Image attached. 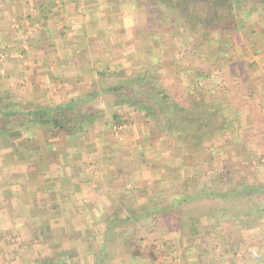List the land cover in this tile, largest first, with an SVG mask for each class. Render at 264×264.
I'll use <instances>...</instances> for the list:
<instances>
[{"label":"crops","instance_id":"0c3cea01","mask_svg":"<svg viewBox=\"0 0 264 264\" xmlns=\"http://www.w3.org/2000/svg\"><path fill=\"white\" fill-rule=\"evenodd\" d=\"M118 1L123 2L0 0V97L31 105L29 110L97 102L98 93L89 91L104 80L101 73L105 76L108 66L113 69L127 62L134 51V31L120 14ZM253 1L261 13L264 0ZM253 29L246 30L240 49L242 55L251 56L246 67L249 79L238 84L237 149L260 156L264 154V29ZM251 39L253 48L247 46ZM117 84H107L102 94ZM9 90L12 95L5 93ZM88 110L80 112L86 122L75 135L55 136L48 124L23 126L13 137L0 134V263L95 264L112 246L113 239L106 238L109 219L128 211L123 201L134 202L127 194L142 190L141 199L151 202L137 206H151V211L164 201L166 161L157 150L160 141L151 134L167 133L156 127L150 132L142 121L132 123V130L144 134L140 144L117 147L104 139L111 119L107 110L97 106ZM147 139L152 144L145 145ZM242 153L239 160L244 159ZM263 212L261 205L259 217ZM243 221L241 216L236 223ZM257 225L261 226L255 225L256 232ZM251 252L253 259L247 253L239 263L258 264L255 251Z\"/></svg>","mask_w":264,"mask_h":264},{"label":"rangeland","instance_id":"374dc122","mask_svg":"<svg viewBox=\"0 0 264 264\" xmlns=\"http://www.w3.org/2000/svg\"><path fill=\"white\" fill-rule=\"evenodd\" d=\"M205 1L215 2L217 0ZM229 1L228 6L215 8L209 4L205 5L199 0H169L170 4L163 6L161 10L158 6L146 8L145 6L150 5L149 0L118 1L120 14L125 15L127 24L132 26L134 31V47L132 48L134 51L128 55L129 62L121 61L113 69H109L108 66L105 76H100L104 80L101 79L102 82L97 83V87L89 91V93H98V96H95V98L98 97L97 102H94L93 105H81L78 108L80 112L84 113L94 106L107 110V115L111 119L108 124V135L104 139L117 147L125 146L127 143L140 144L138 142L144 134L140 133L141 131L136 133L132 130V123H141L142 121L144 125L150 126V132L153 131L152 127H156L157 131L160 129L167 133V135L151 134V136L160 141L157 150L166 161L163 168L165 175L163 180L168 183L164 185V201L152 211L149 210L151 206L149 208L137 206L139 203L150 204L151 202L149 200L144 202L141 199L144 193L142 190L139 189L140 192L132 190L127 194L130 199H134V202L123 201L121 204L128 208V211L123 212L122 215L117 214V218L130 216L131 220L130 223L127 222V228L119 229L114 233L112 246L110 245L106 250L107 264H118L119 262H124V264L229 263L225 262L218 254V251L222 250L223 241L216 238L211 226H208L210 223L206 222L210 218L209 214L214 215L216 213L213 211L219 209H223L220 214L228 218L225 216L222 219L219 218L220 216L214 217L218 221L216 231H220L229 244H232L230 241L233 237L243 235V238L247 239L246 254L249 253L247 258L253 259L252 250L255 251L256 260L260 258V255H257L258 247L264 246V217H259L258 214L260 206L264 205L261 194L255 195V198L253 197L255 200L251 202L244 198H235L234 201L226 202L219 198L208 197L212 193L243 191L245 186L264 185L263 181H259L264 179V154L259 156L249 151L244 154L239 151L240 149H237L240 148L237 147L240 131L237 125L239 119L238 121L236 119V114L241 106V90L238 84L240 80L249 79L250 72V68L246 67L250 63L251 55H247L244 49L242 53L245 54L242 55L240 51L243 47V37H245L247 29L255 28L257 31L258 28L264 29V20L260 18V15L264 17V10L262 9L261 13L257 12L259 10L258 3L255 6L256 3L253 0H240L239 3L236 0ZM181 3L187 4L182 6L185 15L180 14ZM156 13H158L156 17L147 18L148 15ZM257 16L259 21L256 19ZM177 26H179V30ZM148 27H151L152 30H148ZM193 31L199 32L197 36H201L200 40H196L195 36L198 49L193 46L194 40L191 37ZM254 41V39L247 41V46L253 48ZM216 43H218V47H227L228 62L221 65L220 69L217 63H214L215 77L206 81L205 84L201 83L202 86L196 89L193 86L195 76L184 71L191 68H203L201 59L199 60L194 52L205 51L209 53V56L212 55L211 58H214L216 51L212 48ZM217 57L218 55L214 62ZM236 57L239 59L235 62ZM204 59L208 63L212 60L209 57ZM209 66L210 64L204 68L207 69ZM233 73L236 74V77H232ZM145 77L148 79L156 77L158 81L165 83L175 100L182 104L186 102L187 106L212 102L224 105L226 111L223 112L220 123L211 130L210 138L204 144L195 145L190 149L192 151L181 148L185 142L164 130L157 123L158 118L153 116L152 111L142 109L140 95H133V100L132 97L127 96L102 94L109 83L118 82L120 84L139 78H142L140 80L144 91H146ZM187 86H191L193 89L187 92L185 90ZM5 93L12 95L10 90ZM129 93L131 92H128L127 95ZM10 98L9 96L0 97L1 100H8L18 109L29 110L31 108V105L26 103L16 104L17 102L10 101ZM3 105H5V101ZM228 106L232 109L228 110ZM79 110L71 113V118L79 117ZM114 114L121 115L122 120L113 119L112 115ZM143 143L145 145L152 144L148 139ZM240 153L244 157L241 159L242 161L239 160L241 157L238 154ZM220 178H224L223 182H220ZM189 196L193 198H190L188 202H183ZM174 199H180L183 203L175 206ZM151 212L152 214H150ZM255 213H257L256 219L253 217ZM241 216L246 220L244 225L236 223L237 218ZM167 219L171 220V230L166 225ZM191 222L201 223L202 226L196 228L195 232L193 229L188 230ZM257 223H260L261 226L257 225L259 230L256 232L255 225ZM122 239L130 240V242L124 245ZM123 256L126 260L118 261ZM247 263L245 262V264ZM235 264H240L239 258ZM253 264L256 263L253 262Z\"/></svg>","mask_w":264,"mask_h":264},{"label":"trees","instance_id":"16d2710c","mask_svg":"<svg viewBox=\"0 0 264 264\" xmlns=\"http://www.w3.org/2000/svg\"><path fill=\"white\" fill-rule=\"evenodd\" d=\"M148 1V0H147ZM150 5L145 6L146 8L149 7H156L162 9L163 6L169 5V0H149ZM199 2L204 3L205 5L209 4L210 6H213L215 8L222 6L226 7L228 4H230V1L226 0H217L215 2H209L205 0H199ZM237 3L240 2V0H236ZM234 2V3H236ZM264 2V1H263ZM187 4H180L181 10L180 14L185 15L184 10H182V6ZM189 6H191L189 4ZM154 9V8H153ZM158 13L148 15L147 18L151 19L153 17H156ZM183 18H185L183 16ZM211 20L209 21V23ZM179 30V26H177ZM152 30L151 27H148V30ZM199 33V32H198ZM197 32H192L191 37L194 40L193 46L195 49H198L197 44L195 43V36L196 40H200L201 36L198 35ZM227 46V44H226ZM211 47V46H209ZM227 48V47H226ZM226 48L218 47V43H216L212 50L216 51V54L214 58H211L212 55H208L209 53L205 51H199L194 52V54H197V57L199 60L201 59V64L203 66L200 67V69H188L187 71L190 74H193L195 84L193 85L194 88L199 89V86L201 83L205 84L206 81L210 80L212 77L214 78L213 73V64L217 63L218 68L220 69V66L227 63V50ZM216 49V50H215ZM218 55L216 61L214 62L215 57ZM212 59L211 61H208L206 59L203 60V58ZM234 58V57H233ZM239 59L236 57L234 61ZM174 63V61H172ZM172 67L171 63H169ZM210 66L205 69L204 66ZM212 69V70H211ZM101 73V77H103ZM149 74V73H148ZM234 75V76H233ZM232 77H236V74L233 73ZM134 79L130 82H122L120 84L115 85L114 87L111 86L107 92L112 95L122 96V97H132L133 95L141 96V106L143 110L152 111L153 116H156L158 118L157 123H159L160 126L167 132H170L172 136L181 138L185 144L182 145L181 148H186L187 151L190 150L195 145L204 144L209 138L211 134V130H213L221 121L223 112L226 111L224 105L218 104L216 102L212 103H197L194 106H187L185 103H179L175 100L174 95L170 93V91L166 88L165 83L160 82L156 79V77H151L150 79L144 78L146 81L144 84H147L145 88L146 91H144V87L142 86L141 80ZM201 88V87H200ZM193 89L191 86L185 87V90L187 92H190L189 90ZM128 92L129 95H127ZM134 100V97H132ZM2 101V102H1ZM5 101V105H3ZM1 100L0 99V126L3 125L0 128V134L4 137H13L16 136L19 133V129H21L23 126L27 129L31 126H43V125H50L52 127L53 134L55 136H62V134H71L75 135V133L79 130V128L85 123L86 119L78 117V118H71V113L75 112L76 110H79L78 105L79 103L70 104V105H64V106H58L56 108H39L34 110H22L18 109L17 107L13 106L8 100ZM130 102V101H129ZM134 103V102H133ZM228 110L232 109L231 107H227ZM76 109V110H75ZM155 113H154V110ZM80 114V110H79ZM178 118V119H175ZM115 120H122L121 117L115 116ZM124 124V123H123ZM185 151V152H187ZM192 151V150H190ZM190 154V153H188ZM187 154V155H188ZM224 178H220V182H223ZM219 181V180H218ZM261 194V199L264 200V185H258L255 184L253 186H245L243 191L233 190L232 192L227 193H212L208 195V197H214L222 199V201H234L236 199H248L250 202L255 200L254 196ZM202 198L201 196H197ZM254 197V198H253ZM192 199V196L187 197L184 199L183 202H188ZM260 199V200H261ZM243 200V201H248ZM257 200V198H256ZM259 201V200H258ZM180 199H174V205L178 206L179 204L183 203ZM223 211V209L215 210L213 211L214 215H210V218L207 219L208 226H211V230L214 235H216V238L220 241H223L222 243V250L218 251L220 254L219 256L223 258V260L229 263L226 264H235V261H238V258L240 259V256H246V251L248 250L247 246V239L243 238V235L241 237H233L230 241L232 244H229L226 238H223L224 235L220 231H216L218 229V221L214 218L216 216H220L219 218H224L220 213ZM163 212V211H162ZM152 214V212L150 213ZM218 214V215H217ZM207 216V213H206ZM235 216V215H234ZM225 218H228L225 216ZM166 219V218H165ZM130 216L127 218H117V214L114 218L109 219V223L107 224L109 226V231L106 234V238L113 239V236H115L114 233L117 232L118 229L127 228L126 224L127 222L130 223ZM166 225L169 230L172 229L171 227V220L167 219ZM246 222V221H245ZM243 221L242 223L245 224ZM202 226L201 223H192L190 224V228H187L188 230L193 229L194 232L196 228H200ZM215 230V231H214ZM218 234V235H217ZM121 241V240H120ZM122 244H127L130 242V240L127 241V239H122ZM259 246V245H257ZM218 248V247H217ZM247 248V249H246ZM258 254L260 255L259 261L257 260V263H264V246L258 247ZM102 253H106V248L103 250ZM245 259V258H244ZM247 260V259H246ZM121 261V259H120ZM255 262V261H254ZM108 260L106 258V254H101V257L98 258L95 262V264H107ZM41 264H55L54 262L50 260H46L41 262ZM118 264H124V262H120Z\"/></svg>","mask_w":264,"mask_h":264}]
</instances>
